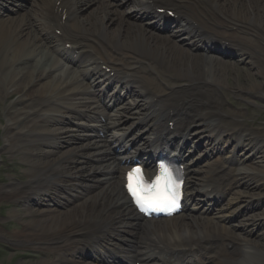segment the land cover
I'll list each match as a JSON object with an SVG mask.
<instances>
[{
	"label": "bare ground",
	"instance_id": "bare-ground-1",
	"mask_svg": "<svg viewBox=\"0 0 264 264\" xmlns=\"http://www.w3.org/2000/svg\"><path fill=\"white\" fill-rule=\"evenodd\" d=\"M28 1L14 4V18L10 13L0 17V103L22 94L5 110L9 124L4 150L27 168L26 183L10 166L4 170L12 179L0 178V209L14 202L9 217L19 227L5 231L0 225V237L28 261L46 259L42 264H93L87 253L79 252L81 262L69 258L87 235L108 239L107 249L138 264H164L168 253L184 257L193 251L213 257L214 264H264V234L252 237L246 230L247 225L264 227V213H249L239 226L233 223L245 201L240 181L264 177V111L252 110L255 119L244 126L225 119L217 98L233 90L264 100V0ZM164 3L174 8L180 32L171 30L172 23L159 33L157 18L144 20L154 18L148 4ZM127 6L132 16L143 12L139 22L126 17ZM2 11L0 6V15ZM67 33L78 37H64ZM184 37L195 42L188 45ZM240 65L248 71L241 72ZM153 73L166 76L169 93L160 96L165 90L151 78ZM135 97L145 104L133 102ZM138 108L146 113L141 122L152 120V135L164 134L171 146L187 150L194 165L201 160L193 154L199 147L210 159L229 143L235 144L234 154H262L260 166L229 173L224 164H214L197 175L198 166L188 168L187 196L197 195L208 206L196 215L143 221L130 206L122 182L131 156L112 151L113 141L125 134L121 123L129 114H139ZM96 127L103 136L88 131ZM62 142L73 148L59 154ZM152 142L137 152L146 153ZM244 156L243 162L250 160ZM200 174L201 183L195 177ZM211 184L228 189L221 215L209 214L214 199L224 198L205 189ZM32 189L42 190L40 196L71 193L66 200L92 196L62 211L46 200L21 201Z\"/></svg>",
	"mask_w": 264,
	"mask_h": 264
},
{
	"label": "rangeland",
	"instance_id": "rangeland-1",
	"mask_svg": "<svg viewBox=\"0 0 264 264\" xmlns=\"http://www.w3.org/2000/svg\"><path fill=\"white\" fill-rule=\"evenodd\" d=\"M17 2V0H14ZM18 3V2H17ZM125 12L127 14H131L132 11L127 8L125 9ZM222 21V19H221ZM244 67H242V69L240 68L241 72H247L248 70H244ZM240 72V73H241ZM154 82L156 84H158L159 86H161L166 93L169 92V87H168V82L166 80V78L164 77V79H160L158 77V75L156 73H153L152 77H151ZM222 95V96H221ZM226 96V99L224 98V96ZM222 97V100H220V102L222 103V111L224 112V114L226 115V117L228 119H233L236 118V121H238L240 124L244 122V126L245 124H249L250 122H252L255 117L251 116V112L252 109L253 110H260V111H264V100H260V99H256L250 96H242L241 98H238L235 96V92L234 91H229L228 95H226L224 92H221L218 94V97ZM20 97V93H15L13 95V97H10L9 99H7L3 104H0V153H5L4 147H5V138L7 137V133H6V128L8 126V121L6 119V115H5V109L7 108V106L13 104L18 98ZM142 100V99H141ZM133 102H138L139 98L135 97L134 99H132ZM246 101V102H245ZM248 102V103H247ZM141 105H144L145 102L141 101L140 102ZM237 104H240L239 109L237 108ZM144 108L141 109V114L144 113ZM142 116V115H140ZM140 116H132L129 120H128V124H130L132 121H136L138 117ZM68 148V145H66L64 147L63 150H66ZM225 153H223L219 159H214L211 161V165L216 164L215 162L221 161L222 159H230L233 157V153H234V149L231 147H228L227 151H224ZM224 155H229V157H226ZM250 155V154H249ZM251 156V155H250ZM261 156V155H260ZM218 158V157H217ZM246 158V157H245ZM238 159V157H237ZM240 158L238 161H240V165L246 164L249 165L247 167H250L252 165L253 169L255 168H259L257 164V161H262V158H257L256 161H247L245 163L241 162ZM233 160L232 158V163L230 164V166H228L227 170H231V173L236 172V170L240 167H238L237 162ZM10 160H9V155L7 153L3 154L2 158H0V178H4L6 180H9V178L12 179V174L11 173H4L3 167L5 168L6 166H10ZM256 165V166H255ZM226 167V166H225ZM15 168V167H14ZM227 168V167H226ZM18 173L19 175L25 177L22 182L26 183L27 182V178H26V170L23 169H18ZM256 178H258V180L255 178L253 179H249L246 181H240V193L245 196V201H252L254 206H259L257 207L258 209L255 211V215L257 216V213H264V177L262 176H257ZM251 198V199H249ZM56 200H59V198H56ZM242 199V202H245ZM77 203H75L73 206H75ZM244 204V203H243ZM243 204L239 207L245 208L247 207V204H244L245 206L243 207ZM13 211V209H9L7 208L4 210L0 209V223H3L4 221H7V212H11ZM2 214V215H1ZM243 214H247V212L243 213ZM14 227H12L13 229H19V227H17L14 224H11ZM10 226V225H8ZM7 223L3 224V227L6 229H11L8 228ZM252 229H254L252 237H255L256 235H260L262 236L264 234V230L261 228H257L255 226H249L247 228V230L249 232L252 233ZM2 234H5L4 231H1ZM9 249H12L13 251H9ZM23 252L19 251V250H14L12 246H10L7 241H5L4 239H2L0 237V264H24V263H28V264H42L43 261H46L45 259L39 258V259H32L31 261H28L27 259H24L23 256L21 255ZM216 264V263H215Z\"/></svg>",
	"mask_w": 264,
	"mask_h": 264
},
{
	"label": "snow or ice",
	"instance_id": "snow-or-ice-1",
	"mask_svg": "<svg viewBox=\"0 0 264 264\" xmlns=\"http://www.w3.org/2000/svg\"><path fill=\"white\" fill-rule=\"evenodd\" d=\"M161 174L156 177V180L151 184L145 179L143 171L135 168L127 174V192L132 197L140 211H145L146 208H152L155 211L164 210L171 212L178 207L179 197L181 195L179 187L171 188L170 173L168 168L161 164ZM163 183L164 196H158L156 189Z\"/></svg>",
	"mask_w": 264,
	"mask_h": 264
},
{
	"label": "clouds",
	"instance_id": "clouds-1",
	"mask_svg": "<svg viewBox=\"0 0 264 264\" xmlns=\"http://www.w3.org/2000/svg\"><path fill=\"white\" fill-rule=\"evenodd\" d=\"M161 164L165 165L168 168V170H169L170 180H171V188L174 190L178 186L179 187V191L181 193L182 192V187H183V170L180 169L179 170V174H177L176 169L179 168L178 165L174 167L171 164H169L167 161H164V162H159L158 161L157 162V169H156L157 175L154 177L153 180H148L146 177H145V179L148 181L149 184H151L152 181L156 180V177L159 176L160 173H161V169H160ZM135 168H139V169L142 170V166H136ZM163 187H164V185H163V183H161L160 186L156 189V192H157L158 196H161V197L164 196ZM180 197H181V195H180ZM180 197H179V199H180ZM178 204H179V201H178ZM146 209L151 210L152 212H157V213L163 212V213H167L168 214V212H166L164 210L155 211V210H153L150 207L146 208ZM177 209H178V207H177ZM142 212H144V211H142Z\"/></svg>",
	"mask_w": 264,
	"mask_h": 264
}]
</instances>
